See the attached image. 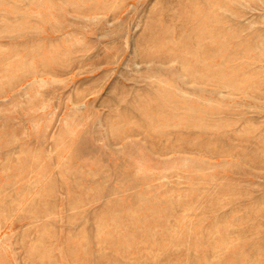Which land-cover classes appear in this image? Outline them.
<instances>
[{
  "label": "rangeland",
  "instance_id": "1",
  "mask_svg": "<svg viewBox=\"0 0 264 264\" xmlns=\"http://www.w3.org/2000/svg\"><path fill=\"white\" fill-rule=\"evenodd\" d=\"M0 264H264V0H0Z\"/></svg>",
  "mask_w": 264,
  "mask_h": 264
}]
</instances>
